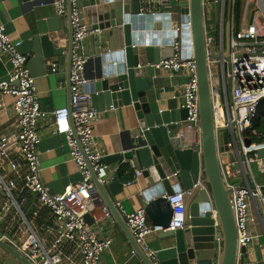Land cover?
Masks as SVG:
<instances>
[{
    "label": "water",
    "instance_id": "water-1",
    "mask_svg": "<svg viewBox=\"0 0 264 264\" xmlns=\"http://www.w3.org/2000/svg\"><path fill=\"white\" fill-rule=\"evenodd\" d=\"M82 23L98 28L92 35L105 53L99 56V68L82 89L91 94L97 110L129 107L128 120L134 121L124 148L105 155L102 161L112 164L132 159L144 178L140 197L152 225L166 228L172 216L167 196L182 193L183 226L176 230L159 231L163 246L153 250L156 264H255L256 256H248V247L238 253L237 228L231 196L233 187L222 176L221 156L228 140L227 129H215L212 87L215 84L213 64L230 59V20L226 19L221 35L222 49L213 37L206 42L207 5L213 4L216 21L220 18L221 0H159L149 10L141 0H75ZM67 48L55 45L50 32L55 28H35L34 33L20 41L18 51L26 57L33 74L42 75L44 60L63 54L59 70L63 73L70 107V72L72 57L71 3L66 0ZM180 39L183 55L191 56L197 76L198 143L186 145L179 135L186 118L184 108L162 109L157 102V89L150 78L156 77L152 64L172 55V44ZM40 107V105H39ZM264 114V97L255 107ZM71 132L82 152L71 117ZM249 145L251 139L245 138ZM83 153V152H82ZM262 154V153H261ZM234 169L243 170L227 153ZM86 166L101 201L109 211V221L121 231L126 245L138 264H153L129 230L120 211L116 195L121 183L116 176L100 182L86 159ZM235 189L240 179H233ZM213 210L215 215H213ZM88 214L84 216L87 220ZM0 264H36L30 260L8 235L0 229Z\"/></svg>",
    "mask_w": 264,
    "mask_h": 264
},
{
    "label": "built area",
    "instance_id": "built-area-1",
    "mask_svg": "<svg viewBox=\"0 0 264 264\" xmlns=\"http://www.w3.org/2000/svg\"><path fill=\"white\" fill-rule=\"evenodd\" d=\"M141 1L148 5L152 0ZM51 2L55 13L65 16L66 0ZM221 2L218 22L219 47L222 49L226 0ZM70 3L73 26L70 107L54 108L51 115L54 133L64 135L70 148V156L81 174V181L68 184L59 193L51 192L40 177L38 122L45 111L39 107L35 78L25 63L26 57L18 51L20 41L10 40L4 25L0 23V54H7L9 63L6 76L0 78V110L6 106L2 98L8 96L11 98L12 111V116L0 122V223H7L8 227V222L14 221L16 225L12 234L19 241L9 235L8 239L36 264H99L102 252L112 243L111 238L98 237L92 225L84 218L101 199L83 153L98 180L104 182L108 179L107 165L102 161L106 154L94 137V126L100 115L92 106L91 94L82 89L87 82L84 70L89 60L84 44L89 36L100 30L82 23L76 1L70 0ZM248 5L249 0H243L238 28L230 20V59L217 64L220 81H216L215 77L212 87L214 126L216 131L227 129L228 135L226 149L221 156V167L225 182L234 189L231 200L237 228L238 253L241 246H247L261 235L259 227L264 236V141L251 140L249 145L244 143V139L248 138L244 133L258 114L256 104L264 97V0H256L257 8L253 10L247 23ZM211 38L213 37L207 33L208 44ZM172 51L171 56L152 66L157 70L185 72L181 107L186 110V118L181 124L179 135L185 136L187 131H192L197 134L198 143L200 127L195 63L191 56L183 55L180 39H175ZM211 63L214 69L216 63ZM44 65L47 75L57 70V61L52 58L45 59ZM69 116L83 153L72 135ZM228 152L233 153L234 161L241 163L243 170L233 168ZM128 163L133 169L134 177L127 183H132L139 179L142 171L134 160L130 159ZM256 173L260 175V179ZM233 179H240L241 187L235 189V185L231 183ZM167 201L172 209V216L166 228L152 225L143 208L129 212L119 205L129 230L151 257L153 264H156L154 251L149 246L147 237L154 232L176 230L183 226L182 193L168 195ZM41 207L46 212L39 217ZM101 211L104 217L109 216L103 203ZM45 221L48 223L45 224Z\"/></svg>",
    "mask_w": 264,
    "mask_h": 264
},
{
    "label": "crops",
    "instance_id": "crops-1",
    "mask_svg": "<svg viewBox=\"0 0 264 264\" xmlns=\"http://www.w3.org/2000/svg\"><path fill=\"white\" fill-rule=\"evenodd\" d=\"M158 1L152 0L149 10H152L151 6L156 7ZM207 6L208 10L214 13L213 4ZM225 20L224 18V23ZM218 21L215 19V13L214 19H209L206 13V32L216 39V47H219L220 25ZM0 23L4 25L5 32L12 41H22L28 38L34 33L35 28L40 25L44 28H55V31L50 32V37L55 42V45L61 46L65 50L67 48V20L65 16L61 17L55 13L51 0H0ZM84 51L89 56L84 70V76L87 79L86 83H88L91 81L93 73L99 68V56L105 52L99 48L98 43L91 36L85 41ZM51 58L57 61V70L49 75L45 73V65L42 75L33 74L31 68L29 66L28 68L31 75L35 78L39 92L40 109L45 111V115L38 122L40 177L51 192L59 193L68 184L80 182L81 174L76 162L70 156V148L64 135L54 133L51 112L54 108L67 106L68 98L64 76L59 70L63 63V54ZM218 66L217 64L215 65L214 71L216 81H220ZM8 70L7 54H0V78L5 77ZM185 78L184 71L171 72L163 69L157 70L155 78H150L154 83V88L157 89V102L162 109L182 108L181 90ZM2 99L6 106L5 109L0 110V122H4L7 117L12 116L11 98L4 96ZM97 111L100 115V119L94 126V137L97 145L103 149L106 155L122 150L128 132L131 131V127L134 125V121L128 120L126 117V114L130 113L131 109L127 106L111 108L103 106L102 110ZM197 140L196 133L192 131L185 133L184 143L186 145H194ZM128 161V159H123L107 165V172L108 178L116 176L121 183V191L116 195L117 203L124 210L131 212L144 208L145 201L140 197L144 178L140 176L137 181L132 183L121 181L116 174V169L121 163ZM102 203L99 200L92 206L90 212L87 213L88 217L86 220L92 225L98 237L112 239L110 247L102 252L99 264H138L137 258L126 245L125 239L117 225L109 221L108 217L103 216L101 211ZM39 210V217L46 212V209L42 207ZM47 223L45 221V224ZM15 225L14 221L8 222V227L7 223H0V229L15 241H19V238L12 234ZM256 239L257 237L247 245L248 256L251 258L256 256L255 264H264V241L261 242ZM147 241L153 250L163 246L164 243L159 231L151 233L147 237Z\"/></svg>",
    "mask_w": 264,
    "mask_h": 264
},
{
    "label": "trees",
    "instance_id": "trees-1",
    "mask_svg": "<svg viewBox=\"0 0 264 264\" xmlns=\"http://www.w3.org/2000/svg\"><path fill=\"white\" fill-rule=\"evenodd\" d=\"M242 3L243 0H226V7L224 11V18L232 20L234 27L238 28L242 16ZM249 139L254 142L264 141V114H257L249 129L244 133ZM117 176L123 182H128L133 179L134 172L128 162H123L116 169Z\"/></svg>",
    "mask_w": 264,
    "mask_h": 264
},
{
    "label": "rangeland",
    "instance_id": "rangeland-1",
    "mask_svg": "<svg viewBox=\"0 0 264 264\" xmlns=\"http://www.w3.org/2000/svg\"><path fill=\"white\" fill-rule=\"evenodd\" d=\"M256 8H257L256 0H249L248 11L246 13V22L247 23L250 21V18L252 16L253 10L256 9ZM207 16H208L209 19H214V13H212L211 10L210 11L208 10V6H207ZM256 176L260 179V175H258L256 173ZM263 221H264V217H263ZM258 232L261 233V235H259L257 237V239H259L261 242H263L264 241V236L262 234L263 231H262L261 227H259Z\"/></svg>",
    "mask_w": 264,
    "mask_h": 264
},
{
    "label": "flooded vegetation",
    "instance_id": "flooded-vegetation-1",
    "mask_svg": "<svg viewBox=\"0 0 264 264\" xmlns=\"http://www.w3.org/2000/svg\"><path fill=\"white\" fill-rule=\"evenodd\" d=\"M214 69H215V66H214Z\"/></svg>",
    "mask_w": 264,
    "mask_h": 264
}]
</instances>
